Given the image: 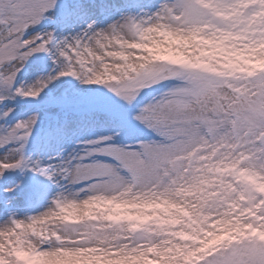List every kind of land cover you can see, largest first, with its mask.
Here are the masks:
<instances>
[{"label":"snow or ice","instance_id":"6c2138e0","mask_svg":"<svg viewBox=\"0 0 264 264\" xmlns=\"http://www.w3.org/2000/svg\"><path fill=\"white\" fill-rule=\"evenodd\" d=\"M0 264H264V0H0Z\"/></svg>","mask_w":264,"mask_h":264}]
</instances>
